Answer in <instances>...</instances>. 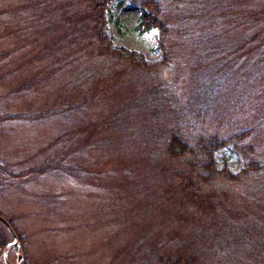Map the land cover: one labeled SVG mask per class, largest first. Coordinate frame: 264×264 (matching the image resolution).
Returning a JSON list of instances; mask_svg holds the SVG:
<instances>
[{
	"label": "rangeland",
	"instance_id": "rangeland-1",
	"mask_svg": "<svg viewBox=\"0 0 264 264\" xmlns=\"http://www.w3.org/2000/svg\"><path fill=\"white\" fill-rule=\"evenodd\" d=\"M58 4L0 0V147L13 172L12 216L33 258L43 264H166L167 257L180 256L192 264H264V215L245 209L253 187L264 188V44L229 73L228 103L221 108L215 99L199 127H179L189 144L209 134L224 140L211 154L217 169L238 174L250 158L262 166L257 176L216 175L199 184L198 193L208 197L202 208L184 195L180 172L170 175L184 171V162L170 159L160 129L161 136L148 135L154 118L166 119L160 102L145 98L160 90L164 109L187 124L190 117L180 114L189 109L201 71L198 56L172 36L164 65L135 69L103 54L89 24L55 27ZM242 4L251 20L264 9V0ZM140 15L132 0H110L105 38L158 63L159 32L142 31ZM245 19L227 35L230 44L252 37ZM247 127L253 130L243 140L233 137ZM243 146L254 151L250 157Z\"/></svg>",
	"mask_w": 264,
	"mask_h": 264
},
{
	"label": "trees",
	"instance_id": "trees-1",
	"mask_svg": "<svg viewBox=\"0 0 264 264\" xmlns=\"http://www.w3.org/2000/svg\"><path fill=\"white\" fill-rule=\"evenodd\" d=\"M140 5L141 15L139 27L142 31L157 29L159 32L158 48L162 50L163 58L158 63H148L134 51H127L123 48L112 47L105 38L106 29V4L110 0H59L55 13L59 15L58 25L70 23L76 29L79 25H90L94 30L96 40L102 53L109 54L118 60L128 61L135 69L145 71L152 70L158 65H164L170 56L167 41L174 36L190 46L194 55L198 56L195 63L197 73L192 83L193 93L191 95L189 109L180 114V118L188 115L187 124L180 122L176 112L172 111L167 103L161 100L160 90L147 95L156 105L162 109V116L166 119L165 124L161 123L158 116L154 118L153 130L148 131L151 139L164 135L167 140L166 152L170 159L178 158L184 162V171L171 170L170 175L178 173V178H182V187L185 188L184 195L193 199L202 208H206L200 201L208 200L207 196L198 193L199 184L203 185L210 181L213 176L218 175L224 179H241L243 175L257 176L261 173V163L253 158L246 161L245 168L238 174H232L224 168L217 169L214 166L211 154L224 142L218 134H209V138L198 137L195 142L189 144L180 132V128L188 125L191 128L199 127L204 122L215 99L220 100V107L228 103L226 82L229 73L237 68L240 62L248 61L247 55L260 54V49L264 44V24L260 22L264 18V9L259 10L258 16L251 20L249 12L245 10L244 0H132ZM246 17L244 23L246 28L252 30V37L246 40L229 43L226 39L232 27L241 22V18ZM71 34H73L71 32ZM263 49V47H262ZM103 53V54H104ZM260 62L257 56L253 60V65ZM139 67V68H138ZM143 68V69H141ZM252 81V77L248 78ZM219 97V98H216ZM165 102V103H164ZM171 107V106H170ZM179 123L180 126H179ZM252 127H247L232 136L238 141L243 140L248 132H252ZM223 139V138H222ZM244 157L251 156L252 149L247 146L241 148ZM152 154V151H151ZM241 177V178H240ZM238 180V181H239ZM258 188V187H257ZM253 187L251 200L247 201L246 210H250L257 215H264V202L258 201L257 197H264V188ZM256 193V196L254 195ZM254 196V197H253ZM200 199V200H199ZM192 264L193 260H183L177 256L173 260L167 257L166 264Z\"/></svg>",
	"mask_w": 264,
	"mask_h": 264
},
{
	"label": "flooded vegetation",
	"instance_id": "flooded-vegetation-1",
	"mask_svg": "<svg viewBox=\"0 0 264 264\" xmlns=\"http://www.w3.org/2000/svg\"><path fill=\"white\" fill-rule=\"evenodd\" d=\"M9 161L0 147V264H43L33 258L29 241L12 216L13 172Z\"/></svg>",
	"mask_w": 264,
	"mask_h": 264
}]
</instances>
